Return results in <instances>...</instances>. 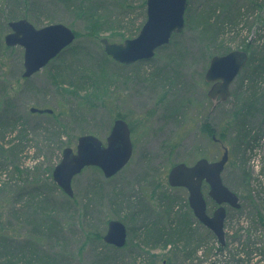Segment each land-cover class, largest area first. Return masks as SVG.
Wrapping results in <instances>:
<instances>
[{
	"label": "rangeland",
	"instance_id": "rangeland-1",
	"mask_svg": "<svg viewBox=\"0 0 264 264\" xmlns=\"http://www.w3.org/2000/svg\"><path fill=\"white\" fill-rule=\"evenodd\" d=\"M145 1L0 0V264H264V102L230 118L253 65L235 78L224 103L208 99L204 81L213 56L250 55L264 43V0H187L179 34L152 59L121 65L100 39L135 38ZM10 10L37 29L63 24L76 39L23 79V49L4 43ZM210 25L218 29L215 43L203 32ZM119 117L131 128L130 161L109 179L96 167L83 169L68 197L52 177L63 149L75 151L83 135L105 144ZM205 120L217 133L225 129L222 144L201 129ZM223 147L229 160L221 179L240 208L226 207L221 246L194 218L186 189L170 187L167 177L175 164L218 160ZM202 193L211 214L206 184ZM110 220L127 229L121 249L102 240ZM185 229L198 247L191 259L180 248Z\"/></svg>",
	"mask_w": 264,
	"mask_h": 264
},
{
	"label": "water",
	"instance_id": "water-1",
	"mask_svg": "<svg viewBox=\"0 0 264 264\" xmlns=\"http://www.w3.org/2000/svg\"><path fill=\"white\" fill-rule=\"evenodd\" d=\"M187 0H146V20L137 36L121 44L100 39L104 52L121 65H132L152 59L155 52L167 45L173 35L179 34L185 26L184 14ZM10 32L4 37L7 47L23 49L22 77L30 78L57 58L76 39L75 32L63 24H50L35 28L22 18L8 23ZM248 61V54L234 50L225 55L213 56L204 75L210 84L208 99L224 103L230 96V86ZM31 113L51 114L50 109L30 108ZM214 140L215 137H213ZM133 153L131 130L122 118H117L111 127L105 144L93 135L77 138L75 151L65 148L61 160L55 166L52 177L56 185L68 196H73L72 180L87 167L98 168L104 178L119 173L130 161ZM229 159L228 150L223 147L221 157L216 161L205 158L194 164H175L168 172L167 182L172 188H183L188 193V206L194 218L224 245V222L226 207L239 209L236 193L222 182L221 175ZM208 186V197L216 205L211 214L202 186ZM106 245L121 249L127 242V229L118 220H110L102 237Z\"/></svg>",
	"mask_w": 264,
	"mask_h": 264
},
{
	"label": "trees",
	"instance_id": "trees-1",
	"mask_svg": "<svg viewBox=\"0 0 264 264\" xmlns=\"http://www.w3.org/2000/svg\"><path fill=\"white\" fill-rule=\"evenodd\" d=\"M7 19L9 21L10 20L13 21L15 19H19V17L14 11L10 10V13ZM206 25H208V23H206ZM210 27H213V28L203 29V32L205 33L209 41H213V43H215L218 41V38H219L218 29L214 25H210ZM227 53H228V50H224L219 55H225ZM251 65H253L252 73L246 79V83L244 85H243L244 81L241 83V87H240L241 92H240V95L238 96L239 104L234 106L235 109H233L232 115L230 116V118L232 119L233 118L235 119V117H240L246 111L249 112L251 110L249 109V107H251L253 103L258 104L259 100H262L264 102V85H261L264 82L262 81L259 82V80H262L264 76V43H261L260 45L258 44V46L256 45L253 51L250 53V55H248V61L244 68L246 67L249 68ZM51 114H53V112ZM242 127H243L242 130H244L245 129L244 124L242 125ZM201 129L205 132L206 136L209 138L210 141L220 143V144H222L225 141V137H226L225 129H223L224 132L217 133L206 120L203 121L201 125ZM240 134H241V140L244 139L245 140L244 143L249 144L250 139L248 138L247 132L244 133V131H241ZM213 137H215L217 141H214ZM211 206H214L212 202H211ZM188 232H190V229H185L184 231L181 232L180 239H182L183 241L181 242L180 248L182 250V253H184L186 257H189V259H191L196 254L198 247H195V248L192 247L193 243L189 242L191 234L189 235ZM182 236H185L186 238ZM206 236L214 239L212 233L209 232L208 230L206 231ZM5 240H6L5 238L1 240V237H0V244L5 242ZM167 244H168V241H165V245ZM4 264H15V263H9L6 261Z\"/></svg>",
	"mask_w": 264,
	"mask_h": 264
}]
</instances>
